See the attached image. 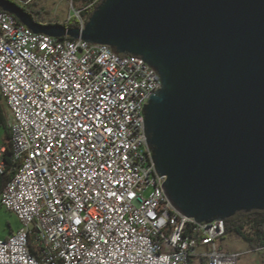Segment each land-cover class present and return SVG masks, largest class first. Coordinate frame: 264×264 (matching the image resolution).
<instances>
[{
  "label": "built area",
  "instance_id": "2783aa9c",
  "mask_svg": "<svg viewBox=\"0 0 264 264\" xmlns=\"http://www.w3.org/2000/svg\"><path fill=\"white\" fill-rule=\"evenodd\" d=\"M81 12L65 24L84 27ZM146 62L107 44L48 38L0 14V83L20 131L0 195L20 224L0 238V264L238 263L217 248L223 218L200 222L169 199L145 115L165 86ZM36 215L48 220L50 239Z\"/></svg>",
  "mask_w": 264,
  "mask_h": 264
},
{
  "label": "water",
  "instance_id": "95a60500",
  "mask_svg": "<svg viewBox=\"0 0 264 264\" xmlns=\"http://www.w3.org/2000/svg\"><path fill=\"white\" fill-rule=\"evenodd\" d=\"M0 8L36 34L107 44L158 72L146 128L179 212L209 223L264 211V0H106L79 29Z\"/></svg>",
  "mask_w": 264,
  "mask_h": 264
},
{
  "label": "rangeland",
  "instance_id": "374dc122",
  "mask_svg": "<svg viewBox=\"0 0 264 264\" xmlns=\"http://www.w3.org/2000/svg\"><path fill=\"white\" fill-rule=\"evenodd\" d=\"M20 6L30 5L35 10L43 13L45 19L66 23L71 15L89 7L80 0H13ZM7 107V106H6ZM8 109V108H7ZM6 129L0 125V147L5 146ZM20 221L16 215L9 212L0 200V238L9 237L12 231H17ZM252 228L247 227L245 232L252 234ZM217 248L224 253H237L240 255L237 264H264V248L253 249V245L244 240L234 231L228 232L225 237L217 241ZM194 264H204L200 259H195Z\"/></svg>",
  "mask_w": 264,
  "mask_h": 264
},
{
  "label": "trees",
  "instance_id": "16d2710c",
  "mask_svg": "<svg viewBox=\"0 0 264 264\" xmlns=\"http://www.w3.org/2000/svg\"><path fill=\"white\" fill-rule=\"evenodd\" d=\"M16 4L19 2L10 0ZM88 6L92 5L90 8L83 9L81 12V16L85 18V25L90 20L92 15L96 12V10L103 5L106 0H80ZM22 7L28 14L34 18V21L44 25H53V24H64L59 21H52L49 19H45L43 17V13L40 11L35 10L32 6H20ZM20 23V21H18ZM21 24V23H20ZM64 26L69 27L70 29L73 28H81L79 23L73 18L70 23L64 24ZM115 52L116 49L112 48ZM5 99L3 98L0 92V125L5 127L6 133V144H5V152H4V160L6 162V171L4 174H0V195L3 193L7 183L12 179L13 176V141L11 140V130L8 127V118H9V111L7 110ZM1 148V147H0ZM226 225L225 235L230 232L234 231L238 233L244 240L251 243L253 245V249H260L264 247V211H250V212H241L234 215L232 218L224 220ZM250 226L252 228V234H247L245 230L247 227Z\"/></svg>",
  "mask_w": 264,
  "mask_h": 264
},
{
  "label": "bare ground",
  "instance_id": "6f19581e",
  "mask_svg": "<svg viewBox=\"0 0 264 264\" xmlns=\"http://www.w3.org/2000/svg\"><path fill=\"white\" fill-rule=\"evenodd\" d=\"M0 14L6 15V12L0 8ZM48 38H54V37H49ZM3 85L0 83V92L5 99V96L3 94ZM6 104V103H5ZM8 108V104H6ZM9 111V118H8V127L11 130V135H12V141H13V147L19 148L20 145V138H19V123H15V120H13V115L12 112ZM13 160L18 161V154L13 153ZM36 228L38 230V233H40L42 239H50V230L48 229V220L46 217H43V215H36ZM42 251H34L33 258H41Z\"/></svg>",
  "mask_w": 264,
  "mask_h": 264
},
{
  "label": "crops",
  "instance_id": "0c3cea01",
  "mask_svg": "<svg viewBox=\"0 0 264 264\" xmlns=\"http://www.w3.org/2000/svg\"><path fill=\"white\" fill-rule=\"evenodd\" d=\"M8 110V109H7ZM5 147L4 146H2L1 148H0V150H3ZM5 150V149H4ZM13 232H15V231H12L11 233H13Z\"/></svg>",
  "mask_w": 264,
  "mask_h": 264
}]
</instances>
